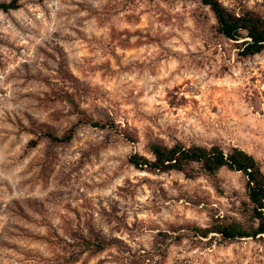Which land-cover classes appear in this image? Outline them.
I'll list each match as a JSON object with an SVG mask.
<instances>
[{
  "label": "rangeland",
  "instance_id": "rangeland-1",
  "mask_svg": "<svg viewBox=\"0 0 264 264\" xmlns=\"http://www.w3.org/2000/svg\"><path fill=\"white\" fill-rule=\"evenodd\" d=\"M219 1L264 18V0ZM19 4L0 11V264H264V238L191 231L247 221L242 173L129 163L150 142L217 144L264 172V52L243 57L199 0Z\"/></svg>",
  "mask_w": 264,
  "mask_h": 264
},
{
  "label": "trees",
  "instance_id": "trees-1",
  "mask_svg": "<svg viewBox=\"0 0 264 264\" xmlns=\"http://www.w3.org/2000/svg\"><path fill=\"white\" fill-rule=\"evenodd\" d=\"M210 8L217 21L216 31L229 41L243 46V57H253L264 52V18L247 12L238 15L226 8L219 0H199ZM21 6L19 0L0 2V11L10 12ZM96 128L105 126L91 122ZM76 128L72 127L62 136L48 134L54 143L65 144L73 140ZM35 147L37 141H31ZM148 150L151 158L140 153L129 157V163L137 170H149L158 173L178 172L188 179H194L204 172L214 175L223 168L242 173L246 181L249 199L247 204V221L215 219L207 227H192L197 237L218 238L221 243L231 244L242 239L264 238V172L258 160L247 151L235 147L225 151L221 146L176 143L168 146L161 142H150ZM105 249V243H98L97 250ZM72 261H76L74 258Z\"/></svg>",
  "mask_w": 264,
  "mask_h": 264
}]
</instances>
